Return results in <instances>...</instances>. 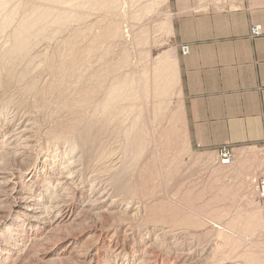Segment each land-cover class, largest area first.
I'll list each match as a JSON object with an SVG mask.
<instances>
[{"label":"rangeland","instance_id":"1","mask_svg":"<svg viewBox=\"0 0 264 264\" xmlns=\"http://www.w3.org/2000/svg\"><path fill=\"white\" fill-rule=\"evenodd\" d=\"M165 2L0 0L2 122L14 128L28 116L35 135L28 154L4 155V166L20 171L55 152L57 162L77 159L78 183L65 193L77 219L43 241L30 240L35 233L25 225L12 240V230H2L16 212L2 213L0 234L14 249L0 253V264L16 257L19 264H80L76 254L91 247L90 264H181L174 250L188 264H264L259 152L191 143ZM17 40L27 42L17 48ZM226 150L232 157L223 162ZM91 187L105 192V206L114 202L115 217L102 204L85 205ZM157 223L168 232L156 240L148 231Z\"/></svg>","mask_w":264,"mask_h":264},{"label":"crops","instance_id":"2","mask_svg":"<svg viewBox=\"0 0 264 264\" xmlns=\"http://www.w3.org/2000/svg\"><path fill=\"white\" fill-rule=\"evenodd\" d=\"M165 3L191 143L255 149L264 170V0ZM181 43L189 45L187 55H180Z\"/></svg>","mask_w":264,"mask_h":264},{"label":"bare ground","instance_id":"3","mask_svg":"<svg viewBox=\"0 0 264 264\" xmlns=\"http://www.w3.org/2000/svg\"><path fill=\"white\" fill-rule=\"evenodd\" d=\"M2 3H4L2 1ZM2 7V5H1ZM35 13V12H34ZM6 15V14H5ZM9 16V15H8ZM34 16V15H33ZM10 17V16H9ZM28 18V17H27ZM30 18V17H29ZM11 19V18H10ZM35 19V18H34ZM5 20V17L4 19ZM32 20V19H31ZM29 21V20H28ZM35 21V20H34ZM39 21V19H38ZM3 22H7L6 20ZM9 22V21H8ZM30 22V21H29ZM33 22V21H32ZM38 23V22H37ZM36 23V24H37ZM167 23V22H166ZM27 24V23H26ZM163 24V23H162ZM25 25V24H24ZM23 25V26H24ZM33 25H35L33 23ZM167 25V24H166ZM165 25V26H166ZM29 26V25H28ZM2 27V26H1ZM31 27V25H30ZM29 27V28H30ZM34 27V26H33ZM23 28V27H22ZM22 29H19L20 31ZM25 30V29H24ZM29 32V29H27ZM26 30V31H27ZM168 30V29H167ZM166 30V31H167ZM19 33V32H18ZM16 32V34H18ZM15 34V35H16ZM17 36V35H16ZM20 36V35H19ZM14 37V36H13ZM16 41V40H15ZM27 42V41H25ZM24 41L21 44V41L17 40V43H15V46L17 48H20L22 45H25ZM25 43V44H24ZM22 49V48H21ZM188 53H189V47H188ZM187 53V54H188ZM185 54V55H187ZM161 60V59H160ZM165 67V66H164ZM170 68V67H169ZM168 70V69H166ZM163 72V71H162ZM165 72V71H164ZM167 77V76H166ZM172 81V80H171ZM167 82V81H166ZM119 84V83H117ZM121 85V84H120ZM119 86V85H118ZM122 87V86H121ZM126 88V87H125ZM164 89V88H163ZM170 90V89H169ZM162 92V91H161ZM113 94V93H112ZM110 95V94H109ZM124 95V94H123ZM108 96V95H107ZM140 96V95H139ZM111 98H115V95H111ZM120 97V96H117ZM125 97V96H124ZM127 97V96H126ZM123 98V97H122ZM131 98V97H130ZM112 100V99H111ZM132 101V100H131ZM1 103V102H0ZM107 103V102H106ZM108 104V103H107ZM9 105V104H8ZM14 106V105H13ZM17 106V105H16ZM106 106V105H105ZM104 106V107H105ZM113 106V105H112ZM19 107V106H18ZM107 107V106H106ZM17 108V107H16ZM108 108V107H107ZM106 109V108H105ZM23 110V109H22ZM14 112V111H13ZM29 112V111H28ZM112 112V111H111ZM22 113V112H21ZM13 114V113H12ZM29 114V113H28ZM6 115V114H5ZM20 115V114H19ZM22 116V115H21ZM12 117V116H11ZM14 118V117H13ZM16 119V118H14ZM13 119V120H14ZM5 120V119H4ZM12 120V119H11ZM7 121V120H6ZM11 122L12 121H7ZM6 122V124H7ZM8 123V125H9ZM4 122H2V114L0 112V219L2 217V213L7 209L8 214L12 212H16L14 216V222L8 223L5 230H12L9 231L13 234L14 241L17 240V236H22L23 233H21V225L22 227H26V230L31 231L33 230V233H35L34 237H31L30 240H36L40 241L45 238H49L51 234H53V230L57 227L59 223L64 224H71L74 220L77 219L76 212L73 210V205L67 204L66 201L67 197L65 193H70L72 191L71 188L77 187L76 179H74V174H76L77 169H75V166L77 165V159L73 160L71 158L63 157L62 160L56 161V153L53 152L52 155L49 153H44L43 155H38V157H35L33 159V163L35 164H28L24 169H9L6 166H4L3 163V156L4 155H14L20 158H24L25 154L27 153V150L29 151V148L32 147L34 137L33 129L34 124L31 122L30 118L28 116H24L19 120L18 123L14 125V128H8ZM87 128V127H86ZM67 130V129H66ZM37 131V130H36ZM88 132V131H87ZM86 134V133H85ZM84 135V134H83ZM98 135V134H97ZM88 138V137H87ZM98 138V137H97ZM83 140V139H81ZM97 140V139H96ZM86 141V140H85ZM72 144V143H71ZM35 145V143H34ZM70 145V144H69ZM75 145V144H73ZM70 145V151H75V147ZM76 146V145H75ZM91 147V146H90ZM99 147V146H98ZM48 148V147H47ZM67 148V149H68ZM32 149V148H31ZM68 149V150H69ZM92 150V149H91ZM89 153V152H88ZM65 155V154H64ZM71 155V153H70ZM69 155V156H70ZM92 155V154H91ZM99 155V154H98ZM27 156V155H26ZM25 156V157H26ZM60 156V155H59ZM72 156V155H71ZM90 156V155H89ZM74 157V156H73ZM105 158V157H104ZM65 159V160H64ZM82 159V158H81ZM106 159V158H105ZM79 160V158H78ZM82 161V160H80ZM98 162V161H97ZM80 163V162H79ZM98 165V164H97ZM93 166V165H92ZM95 166V165H94ZM108 166V165H107ZM115 167V166H114ZM92 169V168H91ZM103 169V168H102ZM79 171V170H78ZM95 171V170H94ZM97 171V170H96ZM104 171V170H103ZM92 172V171H91ZM100 172V171H99ZM57 174V175H55ZM25 175V176H23ZM27 178L25 179V177ZM40 175V177H39ZM84 175V173H83ZM99 175V174H98ZM48 177V181L45 180L46 177ZM42 177V178H41ZM85 177V176H84ZM37 178L43 182L40 184L37 180ZM45 178V179H43ZM88 179V178H87ZM96 179V178H95ZM36 180L35 183L34 181ZM26 181V182H25ZM40 181V182H41ZM79 181V180H78ZM82 182V181H81ZM80 182V183H81ZM83 183V182H82ZM106 183V181H105ZM102 184V183H101ZM110 184V183H109ZM83 185V184H82ZM81 185V186H82ZM95 185V184H94ZM92 185V186H94ZM76 186V187H75ZM98 186V185H97ZM35 187V188H33ZM80 186L78 187V189ZM92 188V187H91ZM103 188V187H102ZM97 189V187L95 188ZM90 189L91 192V198L89 200L87 199L85 205L87 207L93 206V205H101V207L104 206V209L100 210L102 213L107 214L108 216H111L117 212V210L113 211V203H108L105 206L106 203V197L105 192L98 193L97 190ZM100 189V188H99ZM80 190V189H79ZM105 190V189H104ZM70 191V192H68ZM74 191V190H73ZM103 191V190H102ZM73 193V192H72ZM76 193V192H75ZM108 193V192H107ZM110 193V192H109ZM72 195V194H71ZM89 195V193H88ZM73 196V195H72ZM108 196V195H107ZM112 196V195H110ZM69 197V196H68ZM89 197V196H88ZM115 198V197H114ZM113 199V198H112ZM111 199V200H112ZM70 200V199H69ZM68 200V201H69ZM75 200V199H74ZM71 201V200H70ZM81 201V200H80ZM114 201V200H113ZM67 202V203H66ZM116 202V201H115ZM138 202V201H137ZM131 203V201H130ZM140 204V202H138ZM76 205V204H74ZM79 205V204H78ZM84 206V205H83ZM82 206V207H83ZM85 206V207H86ZM121 206V205H120ZM131 206V205H130ZM136 206V205H135ZM79 208V207H78ZM138 208V207H137ZM84 209V208H83ZM91 208L90 210H92ZM96 209V208H95ZM100 209V208H99ZM98 209V210H99ZM127 209V208H126ZM133 209V208H132ZM139 209V208H138ZM79 210V209H78ZM83 212V210L81 209ZM97 211V209H96ZM78 212V211H77ZM98 212V211H97ZM100 213V212H98ZM119 213V212H118ZM121 213V212H120ZM137 213V212H136ZM82 214V213H81ZM117 214V213H116ZM124 214V213H123ZM134 214V213H133ZM132 214V215H133ZM83 215V214H82ZM122 215V214H121ZM127 215V214H126ZM136 215V214H135ZM86 216V215H85ZM84 216V217H85ZM112 216V217H113ZM128 216V215H127ZM134 216V215H133ZM115 217V216H114ZM132 217V216H131ZM140 217V216H139ZM161 217V216H160ZM13 218V217H12ZM129 218V217H128ZM153 218V217H152ZM126 220V219H125ZM131 220V219H130ZM147 220V219H146ZM156 220V219H155ZM132 221V220H131ZM135 221V220H134ZM164 221V220H163ZM17 222V223H15ZM16 225L15 228H13L12 224ZM154 224V223H153ZM158 225V223H157ZM163 225H158V227L152 228V230L148 231V233H153L154 238L157 235H163L167 234L168 231L165 230V227ZM12 226V227H11ZM133 226V225H132ZM89 227V226H88ZM91 227V225H90ZM168 229V227H167ZM16 230V231H15ZM99 230V229H97ZM23 231V230H22ZM7 232V234L9 233ZM17 232V233H15ZM20 232V234H19ZM99 232V231H98ZM157 232V233H156ZM133 234V233H132ZM144 235V234H143ZM172 236V235H171ZM175 236V235H174ZM172 236V237H174ZM194 236V235H193ZM59 238V236H57ZM66 237V235L64 236ZM69 237V236H68ZM67 238H61V240L68 239ZM183 237V236H182ZM2 238V239H1ZM57 238V239H58ZM113 238V237H112ZM152 238V237H151ZM2 240L0 242V245H2V250H0V253L3 251V254H9L12 249H14V246L9 244L8 241L5 239V236L1 237ZM56 239V238H55ZM144 239H147L146 236H144ZM156 240L158 238H155ZM202 239V238H201ZM200 240V239H199ZM169 241V240H168ZM180 241V240H179ZM117 242V241H116ZM155 242V240H154ZM170 242V241H169ZM190 242V241H189ZM20 244V243H19ZM117 244V243H116ZM159 244V243H157ZM172 244V243H171ZM68 245V243L66 244ZM153 244L149 243L148 245H145V247H151ZM161 245V244H160ZM173 245V244H172ZM203 245V244H202ZM154 246V245H153ZM169 247V246H168ZM198 248V247H197ZM91 248H83V252L80 253V251L76 254L77 255V262L80 264H90L92 262L91 258L89 257V252ZM97 249V248H96ZM178 249V248H177ZM6 250V251H5ZM10 250V251H9ZM117 250V247H116ZM186 251V250H185ZM8 252V253H7ZM121 251L117 252L120 254ZM174 253H176L175 257L176 259L179 258V261H181V264H188L189 260L191 261L190 257L188 260V257L185 256V252L174 250ZM165 253V252H164ZM155 254V253H154ZM153 255V254H152ZM151 255V256H152ZM207 255V254H206ZM96 256V254H94ZM191 256V255H190ZM3 257V256H2ZM119 257V256H118ZM122 257V256H121ZM196 257V256H195ZM16 257V259H12L10 264H17L20 262ZM194 258V257H193ZM234 258V257H233ZM3 259V258H2ZM6 259V257L4 258ZM3 259V260H4ZM158 259V258H157ZM173 259V258H172ZM175 259V258H174ZM175 259V260H176ZM220 259V258H219ZM154 260V259H153ZM152 260V261H153ZM194 260V259H193ZM196 259L195 262H197ZM156 261V259H155ZM1 262V259H0ZM177 262V261H176ZM204 262V261H203ZM140 262L138 261L137 264ZM154 263V262H153ZM206 263V262H205ZM19 264V263H18ZM155 264V263H154ZM161 264V263H160ZM198 264V263H197ZM203 264V263H202Z\"/></svg>","mask_w":264,"mask_h":264},{"label":"built area","instance_id":"4","mask_svg":"<svg viewBox=\"0 0 264 264\" xmlns=\"http://www.w3.org/2000/svg\"><path fill=\"white\" fill-rule=\"evenodd\" d=\"M260 27L259 25H253L251 26V34L254 36H258L260 34ZM188 45H185L184 47L180 48V53L181 55H185L188 53ZM231 151H224L223 153H221L222 157H223V162H228L229 159L232 157ZM258 191L261 193V196L264 197V176H262L260 178V181L258 182Z\"/></svg>","mask_w":264,"mask_h":264}]
</instances>
